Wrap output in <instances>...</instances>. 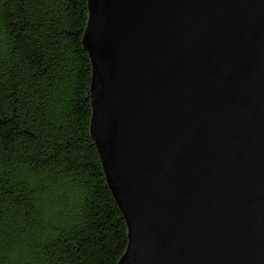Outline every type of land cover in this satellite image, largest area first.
I'll return each instance as SVG.
<instances>
[{"label":"water","instance_id":"95a60500","mask_svg":"<svg viewBox=\"0 0 264 264\" xmlns=\"http://www.w3.org/2000/svg\"><path fill=\"white\" fill-rule=\"evenodd\" d=\"M92 134L119 264H264V0H89Z\"/></svg>","mask_w":264,"mask_h":264},{"label":"trees","instance_id":"16d2710c","mask_svg":"<svg viewBox=\"0 0 264 264\" xmlns=\"http://www.w3.org/2000/svg\"><path fill=\"white\" fill-rule=\"evenodd\" d=\"M89 0H0V264H119L92 134Z\"/></svg>","mask_w":264,"mask_h":264}]
</instances>
